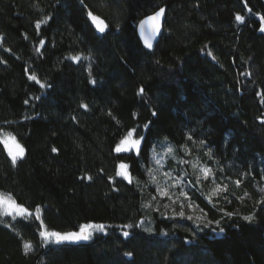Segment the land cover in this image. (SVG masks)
<instances>
[{
    "label": "trees",
    "instance_id": "16d2710c",
    "mask_svg": "<svg viewBox=\"0 0 264 264\" xmlns=\"http://www.w3.org/2000/svg\"><path fill=\"white\" fill-rule=\"evenodd\" d=\"M161 8L148 51L137 28ZM262 16L264 0H0V134L24 148L13 164L0 143V194L31 213L0 212V264H264ZM84 224L105 228L40 234Z\"/></svg>",
    "mask_w": 264,
    "mask_h": 264
},
{
    "label": "snow or ice",
    "instance_id": "6c2138e0",
    "mask_svg": "<svg viewBox=\"0 0 264 264\" xmlns=\"http://www.w3.org/2000/svg\"><path fill=\"white\" fill-rule=\"evenodd\" d=\"M249 11H251L249 9ZM164 9H160L158 12H156L154 15L149 16L145 18L143 21H141L139 27H140V32L141 35L145 37V43L146 45L151 48L152 43L151 40L152 38L159 32L160 30V17L163 15ZM91 15V13H89ZM93 21L96 23L98 29L100 31H104L106 28V25L104 22L96 16H92ZM236 19L238 21H243L244 17L237 15ZM261 20L264 21V16L261 17ZM40 27V24L37 23V28ZM261 31H264V27L260 29ZM73 59H79L78 57H74ZM31 79L36 80V76H32ZM43 87V85H42ZM141 92H143V89H141ZM86 108L87 105H84ZM135 130H131L128 133V136L131 137ZM127 139V138H126ZM125 141H122L124 143ZM0 143H3L5 147L8 149V154L12 159V163L15 164L16 160L18 157H22L24 155V148L19 142L16 140V137L12 135L11 133L7 134H0ZM140 143V140H134L132 141L133 146H136ZM117 151H121V148H117ZM171 152V149L169 150ZM120 167L122 169H126V165L121 164ZM202 172L204 173V178L207 179L209 176V173L211 172V169H202ZM120 175L125 176V178L129 179V182H131V178L128 176L127 172H121L119 173ZM167 175V173L165 174ZM90 179V177H89ZM236 184L239 185L240 181L237 180ZM261 203H264V201H261ZM0 205H4L7 208H11L13 211H18L21 214H28L31 215V213L26 209L25 207L18 205L15 203V201H12L10 199H5L3 194H0ZM39 211V210H38ZM183 215V213H181ZM227 215H232L231 213H227ZM191 218V217H189ZM37 219H39V215H37ZM245 220L251 221L253 219L252 216H247L244 217ZM218 223V222H217ZM126 227H132L131 225H128ZM105 228L104 225H96V224H84L80 226L79 231L77 232H68V233H60V232H49V231H42L40 234L43 236L45 239H51L55 238L56 243H61V242H79V241H87L91 239L93 235V229H97L100 231H103ZM223 231V229H221ZM125 236H128V232H124ZM25 247H30V245H25ZM130 255V254H129Z\"/></svg>",
    "mask_w": 264,
    "mask_h": 264
},
{
    "label": "rangeland",
    "instance_id": "374dc122",
    "mask_svg": "<svg viewBox=\"0 0 264 264\" xmlns=\"http://www.w3.org/2000/svg\"><path fill=\"white\" fill-rule=\"evenodd\" d=\"M134 140H136L135 138H134V136L132 135L131 137H127V139H125L124 141V143H121L120 145H119V148H121V151H117L118 153H120V152H130V151H137L138 150V148H139V145H140V143L138 144V145H136V146H133V144H132V141H134ZM8 150V149H7ZM20 158H23V156L22 157H18L17 159H20ZM121 172H127V174H128V170H127V167H126V169H122L121 167H120V170H119V173H121ZM120 175V174H119ZM120 176H123V175H120ZM128 176L130 177V175L128 174ZM124 178H125V176H123ZM125 179H127L128 181H129V179L128 178H125ZM4 198L7 200L8 198L7 197H5L4 196ZM0 212L2 213V214H8V215H11V216H18V217H26V216H31V215H28V214H21V213H19L18 211H13L11 208H7L6 206H4V205H0ZM39 214V211L38 212H36V217H37V215ZM93 231V235L94 234H96L97 232H102V231H100V230H97V229H93L92 230ZM92 235V236H93ZM47 242L48 241H54L55 242V238L53 237V238H51V239H45ZM87 241H90V239L89 240H87Z\"/></svg>",
    "mask_w": 264,
    "mask_h": 264
},
{
    "label": "water",
    "instance_id": "95a60500",
    "mask_svg": "<svg viewBox=\"0 0 264 264\" xmlns=\"http://www.w3.org/2000/svg\"><path fill=\"white\" fill-rule=\"evenodd\" d=\"M158 12V11H157ZM154 15V14H153ZM165 15H166V11L164 9V13L163 15L160 17V30L159 32L152 38L151 40V43H152V47L149 48L146 43H145V37L143 35H141V32H140V27L138 26L137 28V34H138V37H139V40L141 42V45H143V47L148 50V51H154V49L156 48V46L158 45V42L160 41L162 35H163V29H164V25H165ZM152 16V15H151ZM149 17V16H148ZM147 18V17H146ZM144 20V19H143ZM142 20V21H143ZM141 23V22H140ZM94 24L96 25V23L94 22ZM140 25V24H139ZM97 26V25H96ZM98 29V27H97ZM99 30V29H98ZM100 31V30H99ZM102 32V31H100ZM264 125V121H263V124ZM81 242V241H79ZM67 243H70V242H67Z\"/></svg>",
    "mask_w": 264,
    "mask_h": 264
}]
</instances>
